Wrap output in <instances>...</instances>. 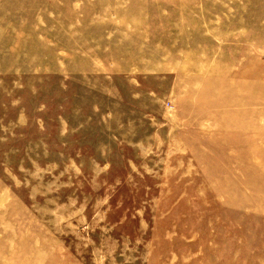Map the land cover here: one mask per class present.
<instances>
[{
  "label": "rangeland",
  "instance_id": "1",
  "mask_svg": "<svg viewBox=\"0 0 264 264\" xmlns=\"http://www.w3.org/2000/svg\"><path fill=\"white\" fill-rule=\"evenodd\" d=\"M0 264H264V0H0Z\"/></svg>",
  "mask_w": 264,
  "mask_h": 264
},
{
  "label": "bare ground",
  "instance_id": "2",
  "mask_svg": "<svg viewBox=\"0 0 264 264\" xmlns=\"http://www.w3.org/2000/svg\"><path fill=\"white\" fill-rule=\"evenodd\" d=\"M160 1H162V2L164 3V2H167L168 0H160ZM181 1H184V0H181ZM243 71H245V70H243ZM238 75H239V76H242L243 73L241 72V73H239Z\"/></svg>",
  "mask_w": 264,
  "mask_h": 264
}]
</instances>
